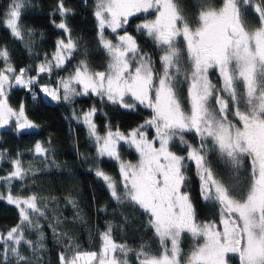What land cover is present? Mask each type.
<instances>
[{
	"label": "snow or ice",
	"instance_id": "1",
	"mask_svg": "<svg viewBox=\"0 0 264 264\" xmlns=\"http://www.w3.org/2000/svg\"><path fill=\"white\" fill-rule=\"evenodd\" d=\"M34 7L33 0L0 3V27L38 59L35 67L17 68L12 52L0 45V129L38 134L25 103L9 102L14 89L26 90L34 102L39 92L46 103L72 105V119L86 128L95 149L89 171L116 207L103 229L88 234L99 243L85 245L66 227L59 199L31 190L39 172L65 167L51 140H37L27 164L22 153L0 149V163L10 165L0 175V201L18 214L15 224L0 228V264H51L46 228L56 264H264V0H196L191 14L180 0H92L103 70L93 66L74 31L75 10L66 0H56L50 23L61 34L40 60L37 37L44 34L23 22ZM134 20L151 51L129 33ZM56 70L67 74L54 87L41 83ZM92 96L100 105L146 109L149 116L127 132L106 123L101 133L94 117L107 116L103 108L75 107L78 98ZM125 146L135 161L122 157ZM103 158L116 162L118 178L101 167ZM193 172L209 213L204 219L191 189ZM64 201L74 210L73 222L86 223L78 196L69 192ZM128 208L141 214L157 247L119 238L132 223Z\"/></svg>",
	"mask_w": 264,
	"mask_h": 264
},
{
	"label": "trees",
	"instance_id": "2",
	"mask_svg": "<svg viewBox=\"0 0 264 264\" xmlns=\"http://www.w3.org/2000/svg\"><path fill=\"white\" fill-rule=\"evenodd\" d=\"M3 2L4 0H0V3ZM91 2L92 0H88V5L86 6L83 0H66L67 6L75 10V15L70 20L74 31L87 46L93 66L103 70L106 61L104 53L97 49L96 22L92 16ZM33 3L35 7L28 10L23 17V22L44 34L43 40L37 37L38 51L41 53L39 59L42 60L44 52L51 53L54 50L55 41L61 34L50 23V14L55 8L56 0H33ZM180 3L186 7L189 14L196 9V0H180ZM139 22V20H134L128 26V31L137 36L138 42L145 51H151V41L140 36L135 31V25ZM0 45H6L12 52V59L17 68L24 67L29 63H32L35 67V64L38 63V59L30 58L22 45L14 41L9 32L2 27H0ZM75 63L76 60L74 59L72 64ZM62 72V70L54 71L51 81L46 75L42 76L41 83L55 86V80ZM38 96L40 99L34 102L26 90H12L9 102L14 107H18L23 101L28 117L40 127L37 130L38 134L21 136H16L7 129H2L0 131V149L7 150L12 156H15L17 152L22 153V159L27 164L34 159L29 149L33 147L35 142L37 140H51V147L56 161L61 165H65V167L59 170L52 168L39 172L34 178L35 185L31 190L45 196L49 194L56 196L60 201L63 215L69 218L66 227L75 236L79 237L83 244L91 243L95 247L99 241L98 239L90 241L89 232L95 233L97 227L103 229L105 220L113 219V209L116 206L109 198L103 183L94 175V172L89 171L92 167L91 158L95 156L93 143L88 138L86 128L72 119V105L58 103L49 99V102L46 103L43 100L42 93L38 92ZM92 104H97L98 107L103 108L104 113H107V116L103 113H97L94 117L101 133H103L106 123H111L113 128L119 126L120 130L128 131L135 128L149 116V111L146 109L128 111L112 105H100L94 96L78 98L75 107L78 110H87ZM80 154H88L89 159H83ZM121 155L123 158L136 159L135 152L126 146L121 149ZM39 160L40 158H35L37 164ZM101 167L118 178V167L115 161L103 158ZM9 170L10 165L7 162L0 163V175H4ZM191 189L198 203L200 218L204 219L209 213L198 196L199 180L194 172L191 174ZM69 192H73L78 196L79 207L86 218V223L73 222L74 210L64 201V197ZM105 205L108 207L106 212L98 211ZM119 212L120 209H117L115 217L117 222L120 219ZM126 214L132 218V223L128 229L119 233V238L126 239L132 246H137L141 241H146L153 248L157 247L152 233L142 227L144 221L141 214L134 212L131 208L126 210ZM17 219L16 208L8 205L6 201H0V228L12 226L17 222ZM45 231L49 237L47 241L49 246L48 259L51 264H56L57 249L51 240V232L47 228Z\"/></svg>",
	"mask_w": 264,
	"mask_h": 264
},
{
	"label": "rangeland",
	"instance_id": "3",
	"mask_svg": "<svg viewBox=\"0 0 264 264\" xmlns=\"http://www.w3.org/2000/svg\"><path fill=\"white\" fill-rule=\"evenodd\" d=\"M69 71L71 70L70 67L68 69ZM67 73L65 71H63L61 74H59V76H64L66 75ZM54 87V86H53ZM50 100V98H48ZM2 129H0L1 131ZM127 132V131H125ZM127 147V146H126ZM126 160H132V161H135L136 159H129V158H124ZM182 247H184L185 250H187L188 248L191 247V243H190V238L185 236L184 239H183V242H182Z\"/></svg>",
	"mask_w": 264,
	"mask_h": 264
}]
</instances>
